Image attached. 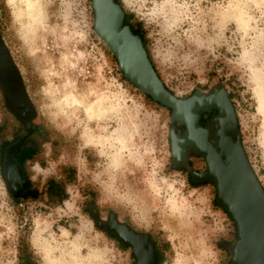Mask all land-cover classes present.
Returning <instances> with one entry per match:
<instances>
[{
  "label": "rangeland",
  "instance_id": "obj_1",
  "mask_svg": "<svg viewBox=\"0 0 264 264\" xmlns=\"http://www.w3.org/2000/svg\"><path fill=\"white\" fill-rule=\"evenodd\" d=\"M117 1L178 97L225 86L264 186V0ZM0 40L49 135L47 155L26 164L34 194L15 198L3 172L10 124L0 86V264H131L92 209L153 233L161 264H231L234 221L213 183L173 164L170 130L182 124L123 75L95 31L92 0H0ZM60 84L100 95L111 115L88 121L81 111L66 125L47 99ZM189 163L205 169L199 155Z\"/></svg>",
  "mask_w": 264,
  "mask_h": 264
},
{
  "label": "water",
  "instance_id": "obj_2",
  "mask_svg": "<svg viewBox=\"0 0 264 264\" xmlns=\"http://www.w3.org/2000/svg\"><path fill=\"white\" fill-rule=\"evenodd\" d=\"M94 28L115 55L123 75L156 102L172 109V120L185 124L184 136L170 130L172 162L187 169L194 183H213L216 202L234 221L236 240L224 246L231 264H264V186L243 146L238 114L225 86L218 83L208 92L195 91L187 98L173 93L157 72L142 38L125 24V12L117 0H92ZM218 110L212 122L199 125L200 112ZM215 128L211 135V129ZM211 137L216 142L211 141ZM205 159L196 170L189 156ZM94 220L99 217L90 210ZM111 219L115 222L116 215ZM97 225L109 231L101 221ZM120 236V229L115 228Z\"/></svg>",
  "mask_w": 264,
  "mask_h": 264
},
{
  "label": "flooded vegetation",
  "instance_id": "obj_3",
  "mask_svg": "<svg viewBox=\"0 0 264 264\" xmlns=\"http://www.w3.org/2000/svg\"><path fill=\"white\" fill-rule=\"evenodd\" d=\"M0 86L10 124V135L4 148L3 172L12 196L28 198L34 194V187L26 164L35 156L47 155L45 147L48 145V129L43 124L39 108L26 87L16 62L1 40ZM217 114V109L200 112L199 125L207 127ZM174 129L182 137L187 127L176 123ZM214 131L215 128L211 129V135ZM211 141L216 142L212 137ZM50 150L53 152L52 147ZM112 214L116 215L117 222L111 219ZM99 220L108 228L109 231L106 232L128 250L131 264H161L162 253L153 233L136 228L130 220H121L114 212L106 216L99 215L96 222ZM115 228L120 229V236Z\"/></svg>",
  "mask_w": 264,
  "mask_h": 264
},
{
  "label": "bare ground",
  "instance_id": "obj_4",
  "mask_svg": "<svg viewBox=\"0 0 264 264\" xmlns=\"http://www.w3.org/2000/svg\"><path fill=\"white\" fill-rule=\"evenodd\" d=\"M48 95L47 99L50 100L56 114L63 115L66 125L71 124L81 111L84 112L88 121L100 120L111 115V105L105 103L100 95L95 96L90 91L67 88L60 84L54 87Z\"/></svg>",
  "mask_w": 264,
  "mask_h": 264
}]
</instances>
